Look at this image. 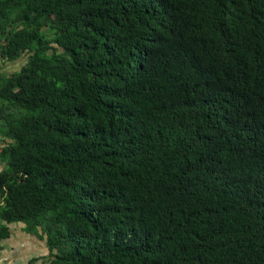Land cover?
<instances>
[{
    "label": "trees",
    "instance_id": "1",
    "mask_svg": "<svg viewBox=\"0 0 264 264\" xmlns=\"http://www.w3.org/2000/svg\"><path fill=\"white\" fill-rule=\"evenodd\" d=\"M0 55V241L264 264V0H0Z\"/></svg>",
    "mask_w": 264,
    "mask_h": 264
},
{
    "label": "crops",
    "instance_id": "2",
    "mask_svg": "<svg viewBox=\"0 0 264 264\" xmlns=\"http://www.w3.org/2000/svg\"><path fill=\"white\" fill-rule=\"evenodd\" d=\"M21 58L8 61L0 55V79L19 71L25 62ZM7 142L0 136V152ZM3 167L0 160V171ZM7 231L8 236L0 241V264H50L46 237L42 236L41 229L33 234L26 232L23 224L16 223L8 225Z\"/></svg>",
    "mask_w": 264,
    "mask_h": 264
},
{
    "label": "rangeland",
    "instance_id": "3",
    "mask_svg": "<svg viewBox=\"0 0 264 264\" xmlns=\"http://www.w3.org/2000/svg\"><path fill=\"white\" fill-rule=\"evenodd\" d=\"M21 56H23V57L21 58L22 61H26V57H25L26 55H25V56H24V55H21ZM21 56H20V57H21ZM20 57H19V58H20ZM19 58H18V59H19ZM22 61H21V62H22ZM24 63H25V62H24ZM4 167H5V165H4ZM4 167H3V168H4Z\"/></svg>",
    "mask_w": 264,
    "mask_h": 264
}]
</instances>
